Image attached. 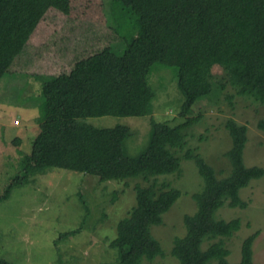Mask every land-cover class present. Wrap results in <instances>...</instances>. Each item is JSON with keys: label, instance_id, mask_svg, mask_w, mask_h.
Returning a JSON list of instances; mask_svg holds the SVG:
<instances>
[{"label": "trees", "instance_id": "1", "mask_svg": "<svg viewBox=\"0 0 264 264\" xmlns=\"http://www.w3.org/2000/svg\"><path fill=\"white\" fill-rule=\"evenodd\" d=\"M111 3L137 27L136 34L125 39L124 50L116 51L92 35L76 39L73 33H63L44 45L59 46L62 56L67 47L71 48L72 65L53 79L42 81L45 118L32 150L21 157L20 170L9 177L0 201L8 199L14 187L48 168L118 183L111 190V203L134 184L135 204L119 220L110 246L118 249L119 264H141L144 258L153 261L164 255L151 229L163 223V215L181 196L171 182L159 177L180 175L182 158L193 159L205 184L193 194L197 211L185 216L186 234L174 239L172 255L178 264H255L253 244L258 233L243 241L241 260L230 263L227 239L241 228L242 221L218 217L225 205L247 207L241 189L264 176V167L247 166L244 161L248 126L227 120L232 146L226 156L232 171L220 178L198 148L189 146V131L199 117H187L179 124L154 117L157 92L150 77L163 66L176 69L183 98L181 117L211 94L216 65L227 72V82L236 94L264 104V0ZM50 9L66 13L68 0H0V50L26 39ZM106 115L151 116L149 138L138 155L127 151V141L133 135L129 126L96 127L85 122L88 117ZM257 126L264 131V118ZM0 264L17 263L0 254Z\"/></svg>", "mask_w": 264, "mask_h": 264}, {"label": "rangeland", "instance_id": "2", "mask_svg": "<svg viewBox=\"0 0 264 264\" xmlns=\"http://www.w3.org/2000/svg\"><path fill=\"white\" fill-rule=\"evenodd\" d=\"M122 13L115 11L111 0H68L66 13L50 9L26 39L18 41L15 47L0 50V193L9 177L18 174L21 157L32 150L45 118L42 81L53 79L72 65L71 48L67 47L62 56L59 46L44 45L63 33H73V38L92 35L122 51L125 39L137 32L135 24ZM213 73L215 83L211 94L199 99L181 117L183 98L177 86L176 69L163 66L154 72L150 77V84L157 92L154 117L172 124L182 123L187 117H199L189 131V146L198 148L220 178L232 171L226 156L232 146L226 122L231 118L246 124L245 164L264 167V131L257 126L264 118V104L236 94L227 82V72L219 65L214 66ZM85 122L96 127L129 126L133 135L126 146L132 156L143 150L151 129L150 115H106L88 117ZM32 179L14 187L11 196L0 201L2 257L17 264H119V251L110 242L116 237L119 220L135 204L134 184L111 203V190L119 184L100 181L95 175L48 168ZM159 179L171 182L181 191V196L163 215V223L151 229L164 255L153 261L144 258L141 264H178L171 253L174 239L186 234L184 218L197 211L193 194L200 192L205 182L195 160L186 158H182L180 175L167 174ZM240 195L248 202L247 207L225 205L218 212L219 218L242 221L241 228L227 239L228 259L230 263L239 262L243 241L258 233L253 259L255 264H264V176L252 180L241 189ZM67 233L70 235L64 236ZM203 247H207V242Z\"/></svg>", "mask_w": 264, "mask_h": 264}, {"label": "built area", "instance_id": "3", "mask_svg": "<svg viewBox=\"0 0 264 264\" xmlns=\"http://www.w3.org/2000/svg\"><path fill=\"white\" fill-rule=\"evenodd\" d=\"M15 123L18 124V123H19V120L16 119V120H15Z\"/></svg>", "mask_w": 264, "mask_h": 264}, {"label": "crops", "instance_id": "4", "mask_svg": "<svg viewBox=\"0 0 264 264\" xmlns=\"http://www.w3.org/2000/svg\"><path fill=\"white\" fill-rule=\"evenodd\" d=\"M45 103V102H44ZM34 110H36V109H34Z\"/></svg>", "mask_w": 264, "mask_h": 264}]
</instances>
